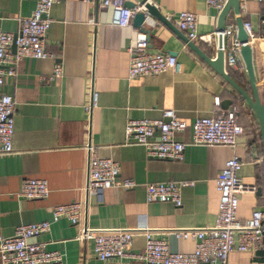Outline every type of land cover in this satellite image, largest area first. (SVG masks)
Listing matches in <instances>:
<instances>
[{
	"label": "crops",
	"instance_id": "0c3cea01",
	"mask_svg": "<svg viewBox=\"0 0 264 264\" xmlns=\"http://www.w3.org/2000/svg\"><path fill=\"white\" fill-rule=\"evenodd\" d=\"M37 1L0 0V29L18 33L21 21L31 16ZM150 4L176 29L177 13H194L197 34L209 35L211 41L193 43L215 58L213 33L219 13L205 0H150ZM240 10L243 22L251 23L254 37L258 38L253 47L254 66L259 83H264L260 24L264 4L240 1ZM50 17L45 48L54 60L24 59L16 65L15 76L4 77L2 92L14 102V151L0 155V236L13 235L21 225L50 222L49 232L34 241L45 243L48 251L61 253L63 264H137L128 259L97 260L92 242L77 240L85 227L134 231L129 247L133 253L144 248L145 239L137 232L144 228L153 230L155 239L167 242L171 252L192 251L193 242L178 240L171 231L214 226L219 202L215 180L226 161L234 156L242 162L239 179L256 188L255 192L239 196L238 220L244 222L255 209H264V153L258 121L232 87L181 38L147 16L143 28L149 34V51L174 53L181 72L167 71L129 81L128 49L136 29L111 25V10L100 8L96 2L61 0L52 7ZM232 23L231 11L226 25ZM55 64L61 65L62 78L46 81ZM231 77L243 87L248 84L245 74L234 69ZM92 93L97 99L89 113L85 108L90 105ZM261 95L264 98V93ZM216 99L219 106L215 105ZM225 100L232 101L227 108L222 106ZM169 109L187 125L185 132L177 135L179 141H189L195 120L218 111H234L243 134L235 148L187 147L181 161L151 160L143 147L124 144L128 120L160 119L162 112ZM88 147L99 158L118 163L119 177L133 180L136 186L107 190L101 201L85 195ZM27 179L45 180L47 198L19 197ZM167 181L189 183L181 189L179 208L145 199L146 184ZM79 202L84 204V211L78 224L72 225L66 219L52 222L55 206ZM226 264H264V249L232 252Z\"/></svg>",
	"mask_w": 264,
	"mask_h": 264
},
{
	"label": "built area",
	"instance_id": "2783aa9c",
	"mask_svg": "<svg viewBox=\"0 0 264 264\" xmlns=\"http://www.w3.org/2000/svg\"><path fill=\"white\" fill-rule=\"evenodd\" d=\"M61 0H38L30 17L21 21L18 33H8L0 29V155L13 153L14 102L11 96L2 92L4 77L16 74V65L24 59L54 60V55L45 48L47 32L52 23L50 12ZM65 1V0H63ZM83 3H98L102 9L112 12L111 25L132 29V20L136 13L144 11L140 6L128 9L127 0H78ZM228 0H205L209 8L222 11ZM242 4L255 2L264 4V0H240ZM150 3V0H147ZM197 16L188 11H181L176 16L177 29L185 33L191 41L209 43L211 36L198 35ZM261 38H264V19L260 22ZM144 25H142V29ZM242 27L248 36L246 43L236 38L235 23L226 25L221 32L215 31L213 38L222 37L223 62L225 69H234L245 73V66L240 51L249 46L252 50L258 38L250 22L244 21ZM134 29V28H133ZM149 36L146 32L136 30L135 38L128 49L127 79L132 81L141 77L155 76L167 71L181 72L176 57L167 53L153 54L148 49ZM15 45V52L11 47ZM62 67L55 64L46 81L62 78ZM97 95L92 93L90 105L85 109L90 113L95 106ZM215 105L220 101L216 99ZM187 125L179 120L173 110H164L160 119L128 120L124 129V144L141 146L151 160L181 161L187 147L235 148L243 134V128L236 122L235 112L218 111L215 115L199 118L192 125L189 141H179L177 135L185 132ZM158 137L155 138V135ZM88 159V180L85 195L102 200L103 193L110 189L128 190L136 186L131 179L120 178V166L111 159L99 158L91 147ZM242 166L241 160L234 156L226 161L224 168L215 180L219 193V202L214 226L209 229L173 230L171 233L181 241L194 243L189 252H171L167 242L154 238V231L149 228L139 230L144 239L141 252L129 250L131 240L136 234L131 230L112 229L95 230L84 228L78 236L80 243L92 242V250L99 261L128 259L137 264H226L232 252L255 253L264 249V209L252 211L248 220L242 222L237 218L239 196L255 192V187L244 185L237 176ZM189 183L159 182L145 185V199L148 203H169L176 208L182 206L181 189ZM49 189L45 180L27 179L23 181L19 197L27 200L47 198ZM84 204L73 203L55 206L52 210V222L66 219L72 225L80 222ZM50 222L43 221L16 227L13 235L0 236L1 264H63V255L48 251L45 243L34 241L49 232Z\"/></svg>",
	"mask_w": 264,
	"mask_h": 264
},
{
	"label": "water",
	"instance_id": "95a60500",
	"mask_svg": "<svg viewBox=\"0 0 264 264\" xmlns=\"http://www.w3.org/2000/svg\"><path fill=\"white\" fill-rule=\"evenodd\" d=\"M128 9H134L136 6H140L144 11L136 13L132 20V26L136 30L144 31L148 34V31L142 29V25L146 23L147 16L153 18L168 29L173 31L184 43L196 53L205 63H207L218 75H220L239 95V97L248 105L250 110L254 113L260 130V138L262 141L263 153H264V98L261 96L258 89V78L254 66L253 50L249 46L242 47L240 54L245 66V76L247 83L250 87V92L244 89L238 82H236L228 73L224 67L222 47V37L219 35L217 38H213L217 48L216 56L214 59L210 58L204 53L195 43L189 41L181 32H179L164 16L160 14L158 9L147 2V0H130L125 3ZM233 12L234 21L237 27L236 38L240 43H246L248 36L245 33L241 18L240 0H228L222 11L219 13L216 24V31L221 32L225 26L227 17L230 12ZM149 35V34H148ZM12 52H15V45L11 47ZM174 56V53H171ZM232 104L231 100H225L222 102V106L227 108ZM227 105V107H225Z\"/></svg>",
	"mask_w": 264,
	"mask_h": 264
},
{
	"label": "trees",
	"instance_id": "16d2710c",
	"mask_svg": "<svg viewBox=\"0 0 264 264\" xmlns=\"http://www.w3.org/2000/svg\"><path fill=\"white\" fill-rule=\"evenodd\" d=\"M232 71H233V69H227V73L230 75V76H232ZM262 81H260V83H259V81H258V89H259V91H260V94H263L264 93V83L262 82ZM244 89H246L248 92H250V87H249V85L247 84L246 85V87H244ZM262 97H263V95H261Z\"/></svg>",
	"mask_w": 264,
	"mask_h": 264
}]
</instances>
